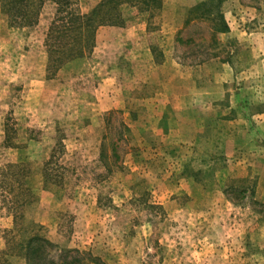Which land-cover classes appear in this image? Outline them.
I'll return each instance as SVG.
<instances>
[{
  "label": "rangeland",
  "instance_id": "obj_1",
  "mask_svg": "<svg viewBox=\"0 0 264 264\" xmlns=\"http://www.w3.org/2000/svg\"><path fill=\"white\" fill-rule=\"evenodd\" d=\"M137 2L0 14V264H264V0Z\"/></svg>",
  "mask_w": 264,
  "mask_h": 264
},
{
  "label": "trees",
  "instance_id": "obj_2",
  "mask_svg": "<svg viewBox=\"0 0 264 264\" xmlns=\"http://www.w3.org/2000/svg\"><path fill=\"white\" fill-rule=\"evenodd\" d=\"M46 1L49 0H0V14H5L9 18L11 25L17 24L20 27H31L38 22L41 8ZM54 1L58 5L57 19L51 26L50 33L47 36L46 47L50 63L54 62L56 66L63 65L68 58L73 60L82 57L85 53V48L81 42L75 37L69 36V34H73V31L75 32L74 26L79 25L81 29L85 26L93 28L94 25L98 27L113 25V22L119 24L122 18L123 6L126 4H139L137 0H99L98 5L89 12V15L80 16L72 10L75 0ZM155 1L157 0H144L147 3ZM225 31H227L226 25L223 29V32ZM64 41H68V43ZM62 44L71 47L76 44L80 47V52L77 56H73L75 52L73 53V50L70 49V56L62 59L61 51L58 49ZM93 46L94 44L89 42V52Z\"/></svg>",
  "mask_w": 264,
  "mask_h": 264
},
{
  "label": "crops",
  "instance_id": "obj_3",
  "mask_svg": "<svg viewBox=\"0 0 264 264\" xmlns=\"http://www.w3.org/2000/svg\"><path fill=\"white\" fill-rule=\"evenodd\" d=\"M229 26H230V30H231V33H233V27H232V25L231 24H229ZM239 28H240V32H242V34L244 35V37H247L248 35H247V33H245L244 31H243V28H242V26L240 25V26H238ZM120 31H122L121 33H119L120 35H122V37H121V41L123 42V41H126L127 39H126V34H127V29H119ZM130 32H133V31H129L128 32V34H130ZM139 32V29H136L135 30V32H134V34L133 35H131L132 37H133V40L132 41H134V43L136 44V45H138L139 47H142L143 46V43H141V44H139V41H141L142 40V38H140V37H138V33ZM144 32H145V30H144ZM249 36H252V34H249ZM126 39V40H125ZM246 39V38H245ZM172 57H170V59H171ZM167 63L169 62V58H168V55H167ZM169 59V60H168ZM170 104H171V102H170Z\"/></svg>",
  "mask_w": 264,
  "mask_h": 264
}]
</instances>
